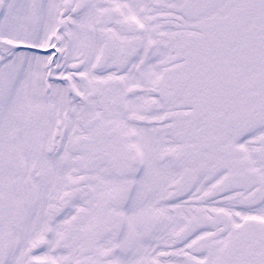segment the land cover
<instances>
[{"label":"snow or ice","instance_id":"snow-or-ice-1","mask_svg":"<svg viewBox=\"0 0 264 264\" xmlns=\"http://www.w3.org/2000/svg\"><path fill=\"white\" fill-rule=\"evenodd\" d=\"M0 264H264V0H0Z\"/></svg>","mask_w":264,"mask_h":264}]
</instances>
